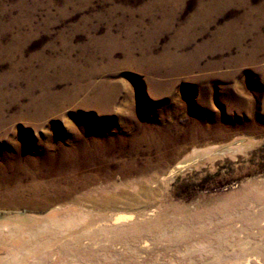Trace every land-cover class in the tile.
Wrapping results in <instances>:
<instances>
[{"label": "rangeland", "instance_id": "374dc122", "mask_svg": "<svg viewBox=\"0 0 264 264\" xmlns=\"http://www.w3.org/2000/svg\"><path fill=\"white\" fill-rule=\"evenodd\" d=\"M263 193L264 0H0V219L92 217L42 264H264Z\"/></svg>", "mask_w": 264, "mask_h": 264}, {"label": "bare ground", "instance_id": "6f19581e", "mask_svg": "<svg viewBox=\"0 0 264 264\" xmlns=\"http://www.w3.org/2000/svg\"><path fill=\"white\" fill-rule=\"evenodd\" d=\"M48 88V87H47ZM43 99V98H42ZM47 103V102H46ZM40 104V103H39ZM42 105V104H41ZM46 105V104H45ZM38 106V105H37ZM249 139V138H248ZM242 141V140H241ZM240 142V141H239ZM245 142V141H244ZM248 142V141H247ZM211 145V144H210ZM210 145H209V147H210ZM216 146V145H215ZM230 147H229V149H230V151L232 152V151H234V150H240L244 145H243V143H237V144H230L229 145ZM212 147V146H211ZM249 147V146H248ZM204 148H206V146L204 147ZM219 148V147H218ZM224 148V147H223ZM193 149V148H192ZM192 149H191V151H192ZM199 149V148H198ZM208 149H211V148H207V149H203L202 148V150L203 151H205V150H208ZM229 149L227 150V151H229ZM196 150V149H195ZM195 150H193V151H195ZM190 151V150H189ZM190 151V152H191ZM200 151V150H199ZM210 151V150H209ZM218 151H219V149H218ZM222 151H224V149H222ZM212 152V151H211ZM214 152V151H213ZM226 152V151H225ZM188 153V152H187ZM209 153V152H208ZM215 153H217V152H215ZM224 153V152H223ZM234 154H235V152H233ZM189 154V153H188ZM187 154V155H188ZM192 154V153H191ZM197 154V153H196ZM201 154H202V152H201ZM220 154H222V153H220ZM226 154H227V152H226ZM230 154V153H229ZM232 154V153H231ZM204 155V154H203ZM233 155V154H232ZM186 156V155H185ZM189 156V155H188ZM205 156V155H204ZM209 157V156H208ZM211 158H212V156H211ZM258 186V185H257ZM160 188V187H159ZM258 189H261V188H259L258 187ZM263 190V189H262ZM248 193V192H247ZM259 193H260V191H259ZM246 194V193H245ZM264 194V193H263ZM262 194V195H263ZM238 195V194H237ZM247 195V194H246ZM240 196V195H239ZM248 196V195H247ZM244 197V196H243ZM257 197H259V194H258V196ZM261 197V196H260ZM259 197V198H260ZM264 197V196H263ZM229 198V197H228ZM227 198V199H228ZM231 198V197H230ZM229 198V199H230ZM236 199L238 198V197H235ZM240 198H242V197H240ZM248 198V197H247ZM246 198V199H247ZM224 199H225V197H224ZM244 200H245V198H243ZM249 199V198H248ZM155 200V199H154ZM223 200V199H222ZM238 200H241V199H238ZM249 200H251V199H249ZM257 200V199H256ZM261 200V199H260ZM229 200H227V202H228ZM232 201V200H231ZM231 201H229L228 203H230ZM234 201V200H233ZM237 201V200H236ZM243 200H241V202H242ZM221 202V201H220ZM224 202V201H223ZM226 202V201H225ZM238 202H240V201H238ZM251 202V201H250ZM249 202V203H250ZM258 202V201H257ZM228 203H227V205H228ZM232 203V205H233V202H231ZM243 203H245L244 205H246V202H243ZM248 203V204H249ZM264 203V202H263ZM68 204V203H67ZM66 204V205H67ZM74 204V203H73ZM223 204H225V203H223ZM222 204V205H223ZM239 203H237L236 205H238ZM240 204H242V203H240ZM248 204H247V206H248ZM57 205V204H56ZM218 205V204H217ZM243 205V206H244ZM252 205V204H251ZM258 205H259V203H258ZM63 206H65V205H63ZM74 205H72V207H73ZM220 206H221V203H220ZM231 206V205H230ZM255 206V205H254ZM256 206H257V204H256ZM260 206V205H259ZM264 206V205H263ZM61 207V206H60ZM75 207V206H74ZM210 207V206H209ZM222 207V206H221ZM228 207H229V205H228ZM54 208V207H53ZM51 209L49 212L48 211H46V213H44V214H46L45 216H43V217H38L37 215L35 216V215H28L27 213V215H13V216H11L10 215V217L8 218V219H5L4 218V220H1L0 219V264H42V263H44V258H51L52 257V255H51V253L50 254H48V253H45L47 250H46V247L44 248L43 246H41V242L43 241L42 240V238H40L39 236H41V237H43V236H58L59 237V235H64L65 233H73L74 232V238L72 239V240H74V241H78V239H79V235H80V233H79V235H77V232L79 231L80 232V230H78L79 229V227L80 226H82L85 222H87V221H90L91 220V216H89L88 214L90 213H84V212H82L81 210H79L78 208L77 209H75V208H71V206L70 207H62V208H60L59 210H61V212H58L57 211V209L58 208H56V209ZM80 208V207H79ZM217 208V207H216ZM233 208V207H232ZM235 208V207H234ZM238 208V207H237ZM250 208H252V206L250 207ZM83 209V208H82ZM185 209V208H184ZM215 209V208H214ZM222 209V208H221ZM240 209V208H239ZM242 209H244V208H242ZM246 209H247V207H246ZM134 210V209H133ZM218 210V209H217ZM223 210V209H222ZM229 210V209H228ZM230 210H233V209H230ZM238 210V209H237ZM248 210V209H247ZM208 211V210H207ZM243 211V210H242ZM93 212V211H92ZM128 212V211H127ZM218 212V211H217ZM216 212V213H217ZM219 212H220V210H219ZM218 212V213H219ZM222 212H224V210L222 211ZM232 212V211H231ZM238 212V211H237ZM100 213V212H99ZM123 212H115V213H113V214H111L112 216H116V217H118L119 219H121V220H123V221H119V219H117L118 220V222H115V223H112L113 221H114V219L112 220V222L111 223H104V225H99V228H95V227H93V228H88V229H85L86 230V235L87 234H89V233H96L97 235H98V233L99 234H104V236L105 235H107V234H109V233H113L115 236L116 235H121V234H132V233H135V232H138V231H140V232H144V231H146L145 230V228L143 227V225H141V223H139L140 221H138L134 216H136V215H134L133 217H131V218H129L130 216H127V215H132L131 213L132 212H128V213H126V215H123L122 214ZM201 213V212H200ZM215 213V214H216ZM217 213V214H218ZM229 213V212H228ZM236 213V212H235ZM244 213V212H243ZM251 213V212H250ZM252 213H253V211H252ZM251 213V214H252ZM259 213V214H258ZM257 214L258 215H263L264 214V207H263V209H261V211L260 212H258ZM203 214V213H202ZM214 214V215H215ZM238 214V213H237ZM247 214V213H246ZM104 214H99V217H101V216H103ZM194 215V214H193ZM196 215H197V213H196ZM207 215H208V213H207ZM219 215V214H218ZM224 215H225V213H224ZM231 215H233L232 213H231ZM230 215V216H231ZM253 215V214H252ZM251 215V216H252ZM8 216V215H7ZM93 216V215H92ZM105 216V215H104ZM103 216V217H104ZM114 216V217H115ZM179 216H181V215H179ZM198 216V215H197ZM202 216V215H201ZM229 216V215H228ZM236 216V215H235ZM234 216V217H235ZM247 216H249V215H247ZM246 216V217H247ZM98 217V216H97ZM116 217H115V220H116ZM159 217V216H158ZM205 217V216H204ZM224 217V216H223ZM227 217V216H226ZM242 217V216H241ZM240 217V219H242ZM109 218V217H108ZM157 218V217H156ZM156 218L155 219H153V220H156ZM196 218V217H195ZM201 218V217H200ZM207 218H209V217H207ZM207 218H206V220H207ZM225 218V217H224ZM228 218V217H227ZM226 218V219H227ZM238 218V217H237ZM256 218V217H255ZM254 217H251V218H248V221L250 220V221H253L254 219H255ZM259 218V217H258ZM37 219H40V220H37ZM96 219V218H95ZM198 219V218H197ZM202 219V218H201ZM213 219V218H212ZM116 220V221H117ZM195 220V219H194ZM200 220V219H199ZM239 220V219H238ZM105 221V220H104ZM148 221V220H147ZM196 221V220H195ZM194 221V222H195ZM213 221V220H212ZM228 221V220H227ZM230 221V220H229ZM240 221H242V220H240ZM244 221H245V219H244ZM249 221V222H250ZM257 221V220H256ZM101 222V221H100ZM144 222H146V221H144ZM155 222H157V221H155ZM159 222V221H158ZM197 222L198 221H196L195 223H196V226L198 225L199 226V224H197ZM199 222H201V221H199ZM203 222L204 221H202L200 224H203ZM207 222V221H206ZM217 222H218V220H217ZM247 222V221H246ZM148 223V222H147ZM146 223V224H147ZM150 223V222H149ZM189 223V222H188ZM230 223V222H229ZM248 223V222H247ZM101 224V223H100ZM151 224H152V222H151ZM165 224V223H164ZM209 224V223H208ZM207 224V225H208ZM226 224V222L224 223V224H222V226L223 227H225L224 225ZM227 224H228V222H227ZM249 224V223H248ZM251 224H253V222L251 223ZM250 224V225H251ZM256 224V223H255ZM152 225H154V224H152ZM151 225V226H152ZM159 225V224H158ZM157 225V226H158ZM170 225V224H169ZM185 225V224H184ZM194 225V224H193ZM205 225V224H204ZM203 225V226H204ZM228 225H230V224H228ZM257 225V224H256ZM156 226V225H155ZM154 226V227H155ZM181 226H183V225H179L178 227H175V230H178ZM185 226H187V224L185 225ZM195 226V225H194ZM202 226V225H201ZM221 226V225H220ZM172 227V226H171ZM207 227V226H206ZM212 227V226H211ZM223 227H222V229H223ZM95 228V229H94ZM146 228H147V226H146ZM149 228H152V227H150L149 226ZM178 228V229H177ZM203 228V227H202ZM208 228V227H207ZM221 228V227H220ZM229 228V227H228ZM238 228V227H237ZM264 228V227H263ZM83 229V228H82ZM206 229V228H205ZM262 229V228H261ZM84 230V231H85ZM153 230V229H152ZM151 230V231H152ZM186 230V229H185ZM202 230H204V229H202ZM260 230V229H259ZM147 231H149V230H147ZM178 231H180V230H178ZM201 231V230H200ZM224 231V230H223ZM264 231V230H263ZM156 232H158L159 234H161V233H163V232H166L167 233V229L165 228V225H164V228H159L158 230H156ZM208 232V231H207ZM216 232V231H215ZM225 232V231H224ZM259 232V231H258ZM84 233V232H83ZM82 233V234H83ZM84 233V234H85ZM171 233V232H170ZM177 233V232H176ZM202 234H203V232H201ZM210 233V232H209ZM214 233V232H213ZM227 233V232H226ZM237 233H239V232H237ZM242 233V232H241ZM253 233V232H252ZM257 233V232H256ZM40 234H45V235H40ZM83 234V235H84ZM111 235V236H114V235ZM178 234V233H177ZM184 234V233H183ZM192 234V233H191ZM217 234H218V232H217ZM224 235H225V233H223ZM234 234V233H233ZM233 234H232V236H233ZM260 234V233H259ZM154 235V234H153ZM181 235V234H180ZM235 235V234H234ZM241 235V234H240ZM243 235V234H242ZM69 236V235H68ZM72 236V235H71ZM81 236V235H80ZM101 236V235H100ZM103 236V237H104ZM108 236V235H107ZM106 236V237H107ZM187 236V235H186ZM185 236V237H186ZM189 236V235H188ZM200 236V235H199ZM203 236H205V234H203ZM212 237H213V234L211 235ZM214 236H216V235H214ZM223 236V235H222ZM227 236H229V235H227ZM232 236H230V237H232ZM39 237V238H38ZM110 237V236H109ZM117 237V236H116ZM121 237V236H120ZM143 237V236H142ZM157 237V236H156ZM173 237V236H172ZM176 237V236H175ZM185 237H183V238H185ZM190 237H191V235H190ZM202 237V236H201ZM206 237V236H205ZM208 237V236H207ZM255 237V236H254ZM50 238V237H49ZM111 238V237H110ZM125 238V237H124ZM128 238V237H127ZM179 238H181L182 239V236H180ZM179 238H177V239H179ZM221 238V237H220ZM223 238H225V236H223ZM236 238V237H235ZM245 238V237H244ZM43 239H45L44 237H43ZM48 239V238H47ZM50 239H52V238H50ZM54 239V238H53ZM64 239H65V237H64ZM112 239V238H111ZM122 239V238H121ZM126 239V238H125ZM131 239V238H130ZM181 239H179V240H181ZM198 239V238H197ZM208 239H209V237H208ZM226 239V238H225ZM230 239V238H229ZM61 240V239H60ZM71 240V239H70ZM71 240V241H72ZM109 240V239H108ZM115 240V239H114ZM124 240V239H123ZM194 240H195V238H194ZM207 239H205V241L202 239V240H200L199 241V239H198V241L197 242H195V245H194V243H192V245L190 246V247H188V246H186V244H185V246L186 247H184L185 249H183L184 251H183V253L184 252H192V251H194V250H198V251H202V250H205V252H202V254L203 253H209V252H211V254H212V258H214L213 260H214V262L216 261V260H218V259H221L222 260V258L223 259H225V260H227L226 259V257H223V256H221L220 255V253H219V250L217 251L216 249H212V247H211V249H209L208 248V246H209V244H208V241H206ZM211 240V239H210ZM215 240V239H214ZM216 240H217V238H216ZM236 240V239H235ZM248 240H249V238H248ZM47 240H45L44 242H46ZM66 241V240H65ZM68 241H69V239H68ZM134 241V240H133ZM178 241V240H177ZM190 241V240H189ZM196 241V240H195ZM221 241H222V243H220V240H219V244H223V242H224V240L223 239H221ZM226 241H227V239H226ZM229 242H230V240H228ZM252 241V240H251ZM255 241V240H254ZM50 242V241H49ZM174 242V241H173ZM192 242H193V240H192ZM218 242V241H217ZM248 241H246V240H244V239H240V240H236L231 246H232V251L233 252H237L238 253V251H242L243 249H242V244L243 243H247ZM69 243V242H68ZM72 243V242H71ZM166 243V242H165ZM212 243V242H211ZM215 243H216V241H215ZM213 244V246L214 245H216V244H218V243H216V244ZM225 243V242H224ZM232 243V242H231ZM251 243V242H250ZM249 243V244H250ZM252 243H253V241H252ZM252 243H251V245H252ZM43 244V243H42ZM46 244H47V242H46ZM52 244V243H51ZM65 243H63V245H64ZM74 244V243H73ZM249 244H246V245H249ZM50 245V244H49ZM53 245V244H52ZM224 245V244H223ZM225 245H227V244H225ZM244 245V244H243ZM128 246V245H127ZM130 246V245H129ZM222 246V245H221ZM230 246V245H229ZM239 246H241V247H239ZM223 247V246H222ZM225 247V246H224ZM246 247V246H245ZM54 248V247H53ZM62 248H63V246H62ZM77 248V247H76ZM103 248V247H102ZM216 248V247H215ZM221 248V247H220ZM246 248H248V247H246ZM55 249V248H54ZM135 249V248H134ZM228 249H229V247H228ZM211 250V251H210ZM245 250V249H244ZM65 251V250H64ZM103 251V250H102ZM230 251V250H229ZM248 251V250H247ZM88 252V251H87ZM68 253V252H67ZM71 253H74V252H71ZM201 253V252H200ZM229 253V252H228ZM227 253V254H228ZM242 253V252H241ZM240 253V254H241ZM244 253H246V252H244ZM62 254V253H61ZM69 254H70V252H69ZM78 254H79V252H78ZM103 254V253H102ZM101 254V255H102ZM181 254V253H180ZM187 254V253H186ZM192 254H193V252H192ZM210 254V255H211ZM232 254V253H231ZM243 254V253H242ZM58 255V254H57ZM71 255V254H70ZM77 254H73V256H76ZM87 255V254H86ZM108 255V254H107ZM56 256V255H55ZM59 256V255H58ZM57 256V257H58ZM66 256H67V254H66ZM72 256V255H71ZM105 256H106V254H105ZM194 256H195V254H194ZM194 256L192 255V256H187V257H185V258H183L184 260H188V262H192L193 264L197 261V259H196V261L193 259L194 258ZM200 256V255H199ZM205 256V255H204ZM207 256V255H206ZM228 257H229V255H227ZM235 256V255H234ZM242 256V255H241ZM81 257H84V255L83 256H80V258ZM95 257H97V255L95 256ZM100 257V256H99ZM110 257V256H109ZM109 257H106V258H109ZM183 257V256H182ZM198 257V256H197ZM209 257V256H208ZM227 257V258H228ZM235 257H237V255L235 256ZM235 257L233 258L232 257V259H235ZM242 257H244V256H242ZM59 258H61V256L59 257ZM75 258V257H74ZM77 258V257H76ZM85 258L87 259L88 257H86L85 256ZM84 258V259H85ZM91 258V257H90ZM103 258V257H102ZM120 258V257H119ZM165 258H167V257H165ZM199 258H201V257H199ZM211 258V257H210ZM239 258V257H238ZM237 258V259H238ZM57 259V258H56ZM94 259H96V258H94ZM182 259V260H183ZM201 259H203V258H201ZM77 260V259H76ZM80 260V259H79ZM82 260H83V258H82ZM89 261H90V259H88ZM91 260H93V259H91ZM212 260V261H213ZM60 260H58V262L56 263V264H61L60 262H59ZM75 261V260H74ZM85 261V260H84ZM94 261V260H93ZM99 261H100V259L98 260V263H99ZM102 261V260H101ZM141 261V260H140ZM206 261H207V259H206ZM232 261V260H231ZM92 262V261H91ZM183 262V261H182ZM188 262H184V263H182V264H188ZM198 262V261H197ZM207 262H209V261H207ZM211 262V261H210ZM217 262V261H216ZM222 263H223V261H221ZM226 262V261H225ZM229 262V261H228ZM236 263H237V261H235ZM46 263V262H45ZM200 263V262H199ZM204 263V262H203ZM206 263V262H205ZM48 264H51V262H48ZM65 264V263H64ZM79 264V263H78ZM120 264V263H119ZM191 264V263H190ZM212 264V263H211ZM218 264H220V262L218 263ZM232 264V263H231Z\"/></svg>", "mask_w": 264, "mask_h": 264}]
</instances>
